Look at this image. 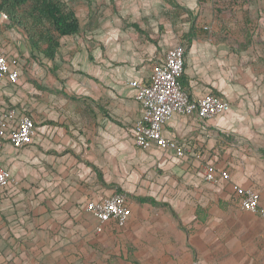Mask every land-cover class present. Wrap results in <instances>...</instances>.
Listing matches in <instances>:
<instances>
[{
  "label": "crops",
  "instance_id": "obj_1",
  "mask_svg": "<svg viewBox=\"0 0 264 264\" xmlns=\"http://www.w3.org/2000/svg\"><path fill=\"white\" fill-rule=\"evenodd\" d=\"M177 1L197 10L196 0ZM124 2L132 22L164 5ZM83 33L92 36L63 38L54 61L28 43L35 61L41 57L55 67L51 74L34 61L32 66L34 77L47 79L52 91L31 90L29 83L25 104L17 90L23 70L17 83H0V109L33 116L37 129L23 150L7 133L0 135V165L15 181L0 189V264H264V218L242 211L234 189L255 187L264 205V119L250 121L254 117L246 115L260 109L242 107L238 94L211 85L223 60L209 57L202 43L186 49V91L203 96L221 88L217 95L236 101L206 122L181 115L168 121L165 135L192 148L179 159L156 147L137 148L132 134L143 108L129 83L150 84L152 68L169 48L161 41L137 46L105 22ZM117 40L123 49L115 47ZM208 163L227 170L230 180L206 183ZM119 189L131 218L124 229L110 223L97 233L86 207Z\"/></svg>",
  "mask_w": 264,
  "mask_h": 264
},
{
  "label": "rangeland",
  "instance_id": "obj_2",
  "mask_svg": "<svg viewBox=\"0 0 264 264\" xmlns=\"http://www.w3.org/2000/svg\"><path fill=\"white\" fill-rule=\"evenodd\" d=\"M197 10H191L177 0H164L162 10L149 18H137L131 21L128 17L124 0H68V5L74 8L80 20L82 32L110 24L121 31L120 36H126L128 41L140 46L148 42L158 44L163 42L164 49L181 44L187 51L193 42L205 45L204 50L209 57L222 61L218 73H213L211 85L227 88L238 94L237 104L264 111V0H196ZM190 7V6H189ZM137 8V6H136ZM6 20L0 16V52L19 57L24 63L21 87L23 102L26 104L27 87L39 92L52 91L47 79L35 78L32 66L55 72V67L43 61H35L27 41L26 34L18 28L7 27ZM81 32V33H82ZM78 34L80 40L91 37V34ZM191 35L187 38V35ZM192 37V38H191ZM121 41L117 40L115 47L123 49ZM60 51V50H59ZM59 54V52H58ZM49 69V70H48ZM66 71H71L65 68ZM40 81V82H39ZM12 89V88H11ZM212 91L221 94V88ZM15 90V89H14ZM220 91V92H219ZM15 97V93L12 94ZM11 98V99H12ZM16 103L18 100L13 99ZM236 101V99H235ZM235 101L229 102L233 104ZM19 103V102H17ZM245 112H248L246 110ZM246 115L255 123L264 119V113ZM218 139L228 141L230 137L217 132ZM220 150V148H219ZM97 173H100L97 171ZM123 193L121 189L117 190ZM117 192V193H118Z\"/></svg>",
  "mask_w": 264,
  "mask_h": 264
},
{
  "label": "built area",
  "instance_id": "obj_3",
  "mask_svg": "<svg viewBox=\"0 0 264 264\" xmlns=\"http://www.w3.org/2000/svg\"><path fill=\"white\" fill-rule=\"evenodd\" d=\"M186 47L178 44L169 48L164 58L152 68L151 82L130 81L136 89V100L143 108V115L135 123L132 134L135 146L142 150L153 147L184 159L191 153L188 143L165 135V126L175 115L196 117L206 122L222 116L232 109V104L217 94L203 96L190 95L181 79L185 72ZM23 62L17 56L0 52V83L15 84L20 80ZM33 116L16 108L0 109V135L8 134L12 146L23 150L30 146L36 135ZM203 179L209 184L230 180L227 170H219L213 163L203 167ZM15 183L10 172L0 165V189ZM240 208L244 212L258 214L264 218L261 194L255 187L235 186ZM86 211L97 221V233H102L107 225L114 223L124 229L132 215L128 197L115 193L99 201H91Z\"/></svg>",
  "mask_w": 264,
  "mask_h": 264
},
{
  "label": "trees",
  "instance_id": "obj_4",
  "mask_svg": "<svg viewBox=\"0 0 264 264\" xmlns=\"http://www.w3.org/2000/svg\"><path fill=\"white\" fill-rule=\"evenodd\" d=\"M0 16L7 27L22 30L32 48L50 61L56 59L61 40L81 30L77 13L64 0H0Z\"/></svg>",
  "mask_w": 264,
  "mask_h": 264
}]
</instances>
